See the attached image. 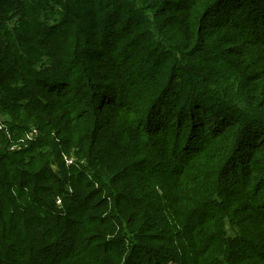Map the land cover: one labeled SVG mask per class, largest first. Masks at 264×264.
Listing matches in <instances>:
<instances>
[{
  "label": "trees",
  "instance_id": "1",
  "mask_svg": "<svg viewBox=\"0 0 264 264\" xmlns=\"http://www.w3.org/2000/svg\"><path fill=\"white\" fill-rule=\"evenodd\" d=\"M0 113V264H264V0H0Z\"/></svg>",
  "mask_w": 264,
  "mask_h": 264
},
{
  "label": "rangeland",
  "instance_id": "2",
  "mask_svg": "<svg viewBox=\"0 0 264 264\" xmlns=\"http://www.w3.org/2000/svg\"><path fill=\"white\" fill-rule=\"evenodd\" d=\"M6 117L0 113V133H3L7 141L9 142L10 149H20L21 147H26L27 140H35L38 136V129L34 124H29V128L27 131H24L20 136H16V134H12L10 130L7 128L5 123ZM1 140V139H0ZM64 159H71V156H68L66 153L63 154ZM66 161V160H65ZM60 200L57 199V203Z\"/></svg>",
  "mask_w": 264,
  "mask_h": 264
},
{
  "label": "built area",
  "instance_id": "3",
  "mask_svg": "<svg viewBox=\"0 0 264 264\" xmlns=\"http://www.w3.org/2000/svg\"><path fill=\"white\" fill-rule=\"evenodd\" d=\"M66 160V163L67 164H69V163H71L72 162V160L71 159H65Z\"/></svg>",
  "mask_w": 264,
  "mask_h": 264
}]
</instances>
